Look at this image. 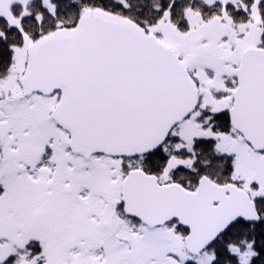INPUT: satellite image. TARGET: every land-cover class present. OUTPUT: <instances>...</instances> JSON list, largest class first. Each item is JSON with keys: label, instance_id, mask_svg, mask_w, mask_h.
<instances>
[{"label": "snow or ice", "instance_id": "6c2138e0", "mask_svg": "<svg viewBox=\"0 0 264 264\" xmlns=\"http://www.w3.org/2000/svg\"><path fill=\"white\" fill-rule=\"evenodd\" d=\"M0 264H264V0H0Z\"/></svg>", "mask_w": 264, "mask_h": 264}]
</instances>
